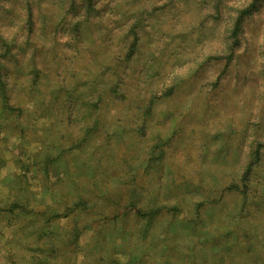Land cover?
Instances as JSON below:
<instances>
[{"label": "rangeland", "instance_id": "rangeland-1", "mask_svg": "<svg viewBox=\"0 0 264 264\" xmlns=\"http://www.w3.org/2000/svg\"><path fill=\"white\" fill-rule=\"evenodd\" d=\"M0 264H264V0H0Z\"/></svg>", "mask_w": 264, "mask_h": 264}]
</instances>
